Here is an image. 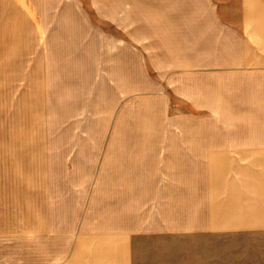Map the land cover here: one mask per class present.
Returning a JSON list of instances; mask_svg holds the SVG:
<instances>
[{"label":"rangeland","instance_id":"374dc122","mask_svg":"<svg viewBox=\"0 0 264 264\" xmlns=\"http://www.w3.org/2000/svg\"><path fill=\"white\" fill-rule=\"evenodd\" d=\"M114 4L0 0V264L49 247L105 264L126 235L133 264H264V232L229 235V200L177 199L193 180L225 197L229 166L257 163L264 50L158 61L116 39ZM175 63L223 69L156 68Z\"/></svg>","mask_w":264,"mask_h":264},{"label":"crops","instance_id":"0c3cea01","mask_svg":"<svg viewBox=\"0 0 264 264\" xmlns=\"http://www.w3.org/2000/svg\"><path fill=\"white\" fill-rule=\"evenodd\" d=\"M113 1L114 14L105 19L114 28L116 39L119 37L133 52L155 56L159 53L156 57L158 61L186 60L180 56L167 58L168 54L227 52L229 44H249L247 39L250 35L256 38L254 42L264 50V0ZM250 29L253 31L244 33ZM261 58L264 60V57ZM219 67L222 66L176 63L156 66L163 71L223 69ZM159 74L185 75V72ZM252 155L257 157L254 165L229 166L230 184L225 197L220 194L215 180L209 181V189L204 192L199 191L202 188L199 182L193 180L179 182L188 191L181 192L177 199L193 200L195 204L196 200H229V235L246 236L264 232V148L252 152ZM209 211L218 213L212 208ZM113 238L120 243L110 244V251L104 256L105 264H133L130 235ZM56 252L55 247L46 248L43 258L34 264H57Z\"/></svg>","mask_w":264,"mask_h":264}]
</instances>
